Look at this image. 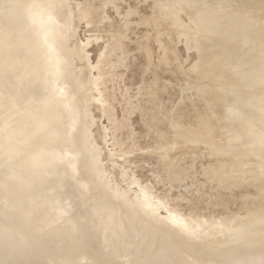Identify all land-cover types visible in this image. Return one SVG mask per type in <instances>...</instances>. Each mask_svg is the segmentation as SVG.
<instances>
[{
  "label": "bare ground",
  "instance_id": "obj_1",
  "mask_svg": "<svg viewBox=\"0 0 264 264\" xmlns=\"http://www.w3.org/2000/svg\"><path fill=\"white\" fill-rule=\"evenodd\" d=\"M236 1H159L170 21L188 16V25L172 23L196 47L195 72L206 80L205 110L194 111L200 127L174 125L219 155L211 175L235 169L232 183L264 192V0ZM66 3L0 0V264H264V196L228 227L198 214L184 223L175 210L149 216L146 188L140 207L107 184L72 67ZM167 167L176 173L172 160ZM200 225L209 233L195 242L189 234Z\"/></svg>",
  "mask_w": 264,
  "mask_h": 264
},
{
  "label": "rangeland",
  "instance_id": "obj_2",
  "mask_svg": "<svg viewBox=\"0 0 264 264\" xmlns=\"http://www.w3.org/2000/svg\"><path fill=\"white\" fill-rule=\"evenodd\" d=\"M65 1L66 5L70 3L66 6L69 17L72 15L69 41L72 67L79 70L76 73L85 84L83 107L87 132L97 147L94 156L107 184L138 206L146 199L141 193L147 189L143 192L149 194L147 203L154 205L147 204L146 212L158 219L175 210L176 214L183 213L182 216L179 213L182 219L183 215L187 216L184 223L185 219L186 222L189 219L200 221L198 218L225 223L224 217L229 227L245 217L259 204L264 192L247 179L240 182L246 181L251 188L239 180L232 183L235 177L232 174L239 176L235 169L225 175H211L213 172L208 165L219 155L211 151L209 143L183 139L174 125L192 124L198 129L195 114L205 110V102L198 99L206 82L196 73L198 51L189 37L176 33V21L181 20L183 25L190 22L186 13L178 12L177 20L170 21L161 7L165 0ZM159 16V22L162 20L157 23L155 18ZM77 49L83 52L84 59ZM72 50L75 53L72 54ZM82 76L89 80L81 79ZM154 116L157 118L155 126L151 121ZM157 132L166 137L160 135V140ZM160 144L168 145L165 155L157 149ZM171 160L176 173H171L167 167ZM159 200L163 204L158 203ZM197 214L198 218H193ZM198 228L189 234L195 242L209 233L201 225ZM220 233L216 230L211 236L217 237Z\"/></svg>",
  "mask_w": 264,
  "mask_h": 264
}]
</instances>
